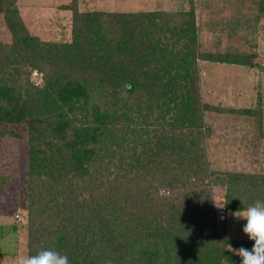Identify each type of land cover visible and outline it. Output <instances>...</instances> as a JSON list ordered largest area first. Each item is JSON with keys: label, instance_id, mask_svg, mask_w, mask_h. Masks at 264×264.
<instances>
[{"label": "trees", "instance_id": "trees-1", "mask_svg": "<svg viewBox=\"0 0 264 264\" xmlns=\"http://www.w3.org/2000/svg\"><path fill=\"white\" fill-rule=\"evenodd\" d=\"M16 2L0 0L12 34L0 42V125L26 130L28 255L236 264L229 245L254 242L229 239L227 218L264 201V175L210 167L205 114L221 109L202 99L198 61L254 67V57L200 53L193 10L81 12L72 0L71 39L54 42L28 30ZM8 136L18 133L0 131V148ZM12 184L0 174V200Z\"/></svg>", "mask_w": 264, "mask_h": 264}, {"label": "rangeland", "instance_id": "rangeland-1", "mask_svg": "<svg viewBox=\"0 0 264 264\" xmlns=\"http://www.w3.org/2000/svg\"><path fill=\"white\" fill-rule=\"evenodd\" d=\"M81 12L189 13L194 11L199 29L200 53L254 57V67L198 61L200 93L205 103L220 112H207L206 146L210 167L217 172L264 175V12L261 0H78ZM72 0H17L26 27L42 40L71 39ZM12 34L0 15V42ZM35 81L41 83L39 77ZM255 111L257 115L243 113ZM260 120V121H258ZM260 122V123H259ZM18 137H6L0 148V174L13 184L0 200V264H15L28 255V215L25 202L27 135L22 126L0 125ZM227 189L217 186L214 201L224 203ZM216 210H221L215 204ZM234 213V212H233ZM245 220L228 219L227 236L243 237ZM220 232L224 221L219 222ZM240 234V235H239ZM240 264V257L237 256Z\"/></svg>", "mask_w": 264, "mask_h": 264}, {"label": "clouds", "instance_id": "clouds-1", "mask_svg": "<svg viewBox=\"0 0 264 264\" xmlns=\"http://www.w3.org/2000/svg\"><path fill=\"white\" fill-rule=\"evenodd\" d=\"M215 204L223 209L227 203L215 202ZM232 215L238 220L246 221L243 232L254 243L251 249L245 247L234 249L229 245L228 250L240 257V264H264V201L257 200L254 204L235 211ZM15 264H70V261L66 255L45 249L35 255H18Z\"/></svg>", "mask_w": 264, "mask_h": 264}, {"label": "crops", "instance_id": "crops-1", "mask_svg": "<svg viewBox=\"0 0 264 264\" xmlns=\"http://www.w3.org/2000/svg\"><path fill=\"white\" fill-rule=\"evenodd\" d=\"M230 213H233V212H230ZM230 213L228 215V218H227V223H228V219L230 218ZM227 227H228V224H227ZM240 235V234H239ZM231 239V238H230ZM231 240H237V241H251V240H246L244 239L243 237H238V238H235V239H231ZM253 242V241H251ZM234 249H239V248H234ZM235 258H236V264H239V261L237 260V256L235 255Z\"/></svg>", "mask_w": 264, "mask_h": 264}, {"label": "built area", "instance_id": "built-area-1", "mask_svg": "<svg viewBox=\"0 0 264 264\" xmlns=\"http://www.w3.org/2000/svg\"><path fill=\"white\" fill-rule=\"evenodd\" d=\"M34 77H38V73L37 72L34 73Z\"/></svg>", "mask_w": 264, "mask_h": 264}]
</instances>
